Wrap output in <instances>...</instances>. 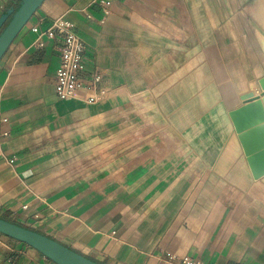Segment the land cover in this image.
<instances>
[{"label":"crops","instance_id":"obj_1","mask_svg":"<svg viewBox=\"0 0 264 264\" xmlns=\"http://www.w3.org/2000/svg\"><path fill=\"white\" fill-rule=\"evenodd\" d=\"M105 1L46 0L0 62V217L101 264H264V177L230 117L260 92L264 0ZM59 17L106 100L57 97L32 29ZM0 264L55 263L0 234Z\"/></svg>","mask_w":264,"mask_h":264},{"label":"water","instance_id":"obj_2","mask_svg":"<svg viewBox=\"0 0 264 264\" xmlns=\"http://www.w3.org/2000/svg\"><path fill=\"white\" fill-rule=\"evenodd\" d=\"M46 0H19L0 17V62L16 38ZM260 92L241 96L243 105L230 112L236 133L254 179L264 177V75ZM0 234L35 249L55 264H101L38 231L0 217Z\"/></svg>","mask_w":264,"mask_h":264},{"label":"built area","instance_id":"obj_3","mask_svg":"<svg viewBox=\"0 0 264 264\" xmlns=\"http://www.w3.org/2000/svg\"><path fill=\"white\" fill-rule=\"evenodd\" d=\"M99 4L108 7L111 2L99 0ZM104 11L106 15H109L108 8H105ZM89 17L91 18V16ZM32 30L37 35L34 41L36 49L44 48L46 39L57 42L59 66L56 73V95L60 100L77 97L82 88L93 91L94 95L87 100L90 104L98 103L108 98L110 91L100 88L105 75L104 71L94 69L90 76H84L88 67L86 61L87 45L68 19L59 17L53 20L44 30L40 29L39 26L33 27ZM170 260L171 262H175L177 258L170 256ZM179 264L203 263L186 257L180 259Z\"/></svg>","mask_w":264,"mask_h":264},{"label":"trees","instance_id":"obj_4","mask_svg":"<svg viewBox=\"0 0 264 264\" xmlns=\"http://www.w3.org/2000/svg\"><path fill=\"white\" fill-rule=\"evenodd\" d=\"M10 7H18V2H16V0H14L13 3H12V5Z\"/></svg>","mask_w":264,"mask_h":264},{"label":"rangeland","instance_id":"obj_5","mask_svg":"<svg viewBox=\"0 0 264 264\" xmlns=\"http://www.w3.org/2000/svg\"><path fill=\"white\" fill-rule=\"evenodd\" d=\"M263 70H264V68H263ZM264 72V71H263ZM255 83V82H254Z\"/></svg>","mask_w":264,"mask_h":264}]
</instances>
